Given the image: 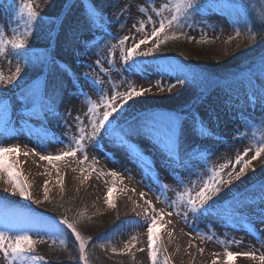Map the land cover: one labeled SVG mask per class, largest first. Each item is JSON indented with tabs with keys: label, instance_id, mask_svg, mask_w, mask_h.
<instances>
[{
	"label": "snow or ice",
	"instance_id": "6c2138e0",
	"mask_svg": "<svg viewBox=\"0 0 264 264\" xmlns=\"http://www.w3.org/2000/svg\"><path fill=\"white\" fill-rule=\"evenodd\" d=\"M50 2V0H48ZM76 0L71 3L66 0V7L71 11ZM264 4V0H261ZM7 4V11L9 16L14 18L16 26L11 29L12 38L6 37L3 27H0V57L7 58L9 51L11 52L12 59L17 61L14 72L5 76L0 71V85H12L15 81L20 83L15 84L12 90L15 97L13 103V95H9L0 91V135L6 134L9 131H15L17 117L26 122L39 120L41 128H46L45 121L50 118H56L60 124L70 130L72 125L68 123L71 117V109L65 111L60 110V104L64 97V90L67 87V81L64 76H67L71 81L75 92L72 93L82 98L88 105L87 111L84 113L88 117V125H85L83 117L76 115L73 119L76 122L77 135L71 136L70 143L67 144V151H61L58 155H41L35 149H31L33 155H38L41 161H47L52 164L54 161L66 160L69 157L75 158L77 153L82 154L83 159L78 161L80 164H85L89 160L88 147L86 141L94 142L93 146L97 150H104V140H107L112 147L121 149L129 158L130 161L138 162V167L141 171V183H144L150 191L156 192V197L171 211L166 214L172 216L173 214L181 216L184 223L192 228V231L201 236L202 239L207 238L212 240L215 238L214 230L207 228L201 230L196 221L204 217L211 216L229 226L243 228L252 233L264 232V227L257 228L259 224L264 226V184L260 185V192L258 195H248L247 190L244 192L236 189L225 200L212 202L213 198L217 196L221 188L225 185H231L233 180H240L246 174V171L252 164V160H257L264 154V135L259 137V141L255 145V152L251 159H245L248 153L252 151L249 147L245 149L243 155L237 153L235 162L229 160L226 163L220 164L218 167L215 165L207 167L206 171L209 173L205 179L203 174H200L202 181L199 189L193 195V190L187 187L182 179H179V173L176 172L177 168H186L193 159L199 158L205 165L211 159L213 154L212 145H203L196 142H189L186 133L190 132L198 140L211 138L213 140H220L219 133H213L208 127L207 120L200 115L194 108L189 110L187 107L182 109L179 113H142L134 118L128 120L124 118V113L120 112L125 105L129 104L134 97H142L145 93L151 92V88L141 87L137 89L134 84L129 82V90L125 92L118 91V85L112 83L113 94L109 96L107 91L102 87L103 81L98 77L92 75L91 71H85L77 74L71 63L68 61H58L55 55L52 54L50 49L45 46L43 50L37 51L35 46L30 47V39L33 34L40 30V26L49 22V17L42 16L37 8L39 4L36 0H0V4ZM83 6L84 11V27L93 33L89 40L81 41L79 37L82 32L77 25L76 28L69 29L70 35L68 43L71 46L82 43L84 46L83 53L80 50L74 49L75 55H84L95 48L100 47V43L109 36L112 39H118V44H113L109 48L108 64L115 68V50H121V59L123 63L122 69H116L123 77L124 73L137 74L146 72L147 68L139 57L151 56L161 45L169 41H177L181 39H194L188 37L187 33L183 31L184 28H196L197 21L195 17H200L199 23L204 24L206 28L211 27L216 30L215 25L208 22V15L214 10L236 11L239 17L242 12L246 10L244 4L239 6L233 5L231 0H167L157 8L154 0H148L151 4V10L159 17V23L152 19L148 14L147 7L138 6L137 10L146 16V20H138L133 24V28L137 32L143 33V38L138 43H134L131 47H126L129 41V36L117 38L111 33L110 29L113 23H118L122 27L126 23L121 17L126 12H129L130 4H126L123 8H119V0H113L112 7L118 8L115 12V18H110L102 7H100L96 0H79ZM255 8V5H252ZM168 13V15H165ZM260 19L261 29L264 30V8H261L257 14ZM67 18L65 14V19ZM53 23L60 21L62 26L63 21L60 16L52 18ZM151 24V32L146 31V25ZM138 25V26H137ZM235 29L236 36L241 35L240 20L237 19L232 23ZM245 30L252 32V24L245 20ZM176 29L178 31H173ZM222 31V29H221ZM48 39L51 40V30L48 32ZM100 36V40H97ZM201 43H209L206 32L201 29ZM134 39V37L132 38ZM252 41L255 43L257 40L256 34L251 36ZM155 41V45L147 51H138L141 45H145ZM11 64V60L8 61ZM23 66L36 72V75L29 78L27 74L22 78L21 73ZM83 67L95 70L101 69L105 75L108 70L103 68V61L97 57L95 64L84 63ZM157 71L161 74L175 75V82L167 86V90L171 91L178 85L183 86L188 84L196 87L199 82L198 74L192 72L187 66H180L173 68L170 65H158ZM81 80L84 83H81ZM245 91L244 100L247 107L251 109L247 114L240 112L238 118L241 120L245 128H256L258 125L264 128V56H260L258 61L254 62L247 70L241 81ZM88 85L99 97V103L91 98L85 85ZM159 85V81L157 82ZM161 91L165 89L160 88ZM204 94L201 92L196 100L203 101ZM119 101V103H117ZM19 105V108H17ZM259 105L262 113L259 120L256 117L255 108ZM131 106V105H129ZM103 109L101 112L100 109ZM120 112L119 116H115ZM211 115V113H209ZM115 116V118H113ZM188 122V123H186ZM90 129V130H89ZM46 135V131L44 133ZM245 135L239 126L233 129V138H240ZM145 137L150 140L162 153L163 166L171 168L174 173V179L183 188V191L176 192V198L169 200L167 192L169 186L163 183L159 172L155 169V162L152 161L148 155L135 143L133 138ZM37 138L42 140L43 136L37 133ZM255 139V136L253 137ZM63 143V141H61ZM42 151H47L46 147H42ZM20 153L18 145L13 147L0 146V181L10 186L5 188L4 191H9L11 195H19L25 200H33L27 179L21 171V164L19 159H11ZM25 156L29 152L23 153ZM105 158H108V153H105ZM94 160L91 168L95 171ZM242 164L239 171L236 170V165ZM231 167V171L227 173V179L224 178L225 170ZM76 169H73L75 171ZM89 171L88 166L81 169V175ZM46 174L47 170H45ZM58 180L61 192L64 191V178L59 175L57 171ZM99 175H110L113 177V186L107 190L106 203L109 207H115L113 203V193L117 191V183L123 184L119 173L110 171L105 174L100 172ZM85 176V179H88ZM49 181L44 183V201L49 198ZM155 184L156 188L153 189L152 185ZM120 191H126L121 188ZM135 191L134 189L132 190ZM143 199L146 193L140 194ZM34 203H42V201H33ZM212 202V203H210ZM144 212L146 217L150 218V223L147 225L148 234V251L151 264H171V258L167 255V249L164 247L163 240L159 235L158 229L164 227L163 221L165 212L163 209L157 211L155 205L150 200H144ZM62 206V205H61ZM183 209V211H181ZM251 209V212H249ZM192 214V221H189L188 214ZM86 214H81L75 220V224L69 222V219L64 218L59 221L52 220L47 226L46 230L41 233L40 228H35L33 233L31 228H24L14 224H5L0 227V254L6 264H44V258L41 256L33 255L36 250L37 243H45L46 239L50 238L53 245L59 243L66 246V241L63 236L66 231L70 230V234L74 237L73 244L78 248V264H94V254L90 250L91 238L84 236L78 231L76 225H79L84 219ZM170 223V221H169ZM63 226V227H62ZM33 234L40 237V239H33ZM169 238L172 233H168ZM218 239V238H217ZM135 240V237H133ZM219 243L225 245L224 240H218ZM233 243H240V241H233ZM264 245V239H261ZM136 245L134 243L127 244L123 252H117L115 248L112 249L113 253L117 255L130 254L132 248ZM191 246V245H190ZM143 251V249H140ZM203 253V249L199 250ZM218 255V254H217ZM224 255L227 257L226 264H232L237 256H243L248 259L259 261V264H264V253L257 255L255 251L247 252H231L225 251ZM134 259V257H133ZM212 264H219L218 259H214Z\"/></svg>",
	"mask_w": 264,
	"mask_h": 264
},
{
	"label": "rangeland",
	"instance_id": "374dc122",
	"mask_svg": "<svg viewBox=\"0 0 264 264\" xmlns=\"http://www.w3.org/2000/svg\"><path fill=\"white\" fill-rule=\"evenodd\" d=\"M109 1L110 5L113 0ZM144 1L148 3V0ZM68 2L71 3L72 0H68ZM166 2L167 0H154V4L157 8ZM218 2H222V0H218ZM231 2L236 6L244 4L247 6L246 10L242 12L239 17L237 16L236 11H231V14H229V11L225 10H214L212 13H209L208 22L215 25L216 30H212L211 27L206 28L204 24L199 23L201 18L195 17L194 19L197 21L198 26L194 29H183L188 37H193L194 39L189 40L185 38L177 41H169L168 43L161 45L160 49L151 56L139 57V59L145 63L146 67L150 64H156L157 66L170 65L173 68L187 66L192 72L198 74L199 82L196 87H192L188 84L183 86L178 85L171 91H168L167 87H163L165 90L161 91L160 84L158 85L155 82H152V78L149 77L147 79L149 83L148 87L157 91L160 96L153 97V93L148 96V93H146L144 96L138 97V99L144 104L142 108L149 107L150 110L152 108L153 111L149 113H179L186 107L189 110L194 108L198 111L200 115L207 120L208 127L211 131L213 133H219L221 137L220 140L217 141L211 138L198 140L194 136V142L213 146L214 151L211 158L213 160L214 158L217 159L216 162H214L216 167L229 160L234 163L237 153L243 155L245 149L249 147L252 148V151L248 153V156L245 157V159H251L254 155L255 145L259 141V137L264 135V128L258 125L256 128L246 129L238 118L240 112L247 114L251 111L244 100L245 89L241 81L246 74V70L254 62L258 61L260 56H264V30L261 29L260 19L257 15L261 8H264V4H262L261 0H231ZM96 3L100 6L102 2L101 0H96ZM253 4L255 5V8L252 7ZM148 5L151 4L148 3ZM73 7L76 8V12L70 14L66 21V24L69 25V29L72 23H76L74 19H81L85 22L82 11L83 6L79 3V0H76ZM101 7L105 12H107L106 10H110V8H104L103 5H101ZM53 12L56 13L57 10ZM226 13L231 18V26L229 25L228 27L222 25V19ZM165 15H168V13H165ZM152 18L157 22L158 27L159 17L153 12ZM237 19L240 20L241 35L239 37L236 36L237 38L235 37V40H231L232 36L236 34L235 29L232 27V23ZM245 20L252 24V28H254L252 32L245 30ZM151 29L152 25L147 24L146 31L150 33ZM201 29L206 32L207 39L210 41L209 43L200 42L202 39ZM173 31L178 30L173 29ZM253 34H256L257 36L255 43L251 39ZM135 35L134 38L140 40L143 38L144 34L138 32ZM78 44L80 45V43ZM154 45L155 41H151L148 44L141 45L138 51H147ZM169 47H171V50H167ZM72 59L75 65L76 63H78V65L81 63H87L88 60L82 58L81 61H79L75 56L72 57ZM61 60L69 62L68 59L62 58ZM206 62H209L210 64L212 62L214 68L209 69ZM165 77L169 79V81H173H170L171 83L175 82V76L171 77L165 74ZM169 84L170 83H168V85ZM125 90H127L126 87H121L118 91L124 92ZM201 92L205 97L202 102L195 99L200 96ZM63 105H60L62 108L61 111L66 110V106ZM86 111L87 107L81 106L79 113L71 111L70 118L73 119L76 115H80L83 117L86 125L88 122V119L84 117ZM139 111H143V109H140ZM133 112L134 111L127 113L124 118L131 120L132 118L137 117L138 115ZM209 113H211V115H209ZM255 113L258 120L262 118V110L259 105L256 106ZM37 121L39 120L24 121L25 124L23 125L30 133L32 130L34 131L35 128H38V126H35ZM74 123L75 126L70 130L65 129L64 127L62 129L57 128L60 123L56 126H52L50 133L51 136L48 137L51 139L56 137L57 139L54 138L56 142L62 145V147H65L70 141L69 138L78 134L76 122ZM237 126H239L240 130L244 132L245 135L234 139L233 129ZM56 132L59 137L56 136ZM254 136L255 139H253ZM138 139H140V141H138ZM141 139L143 140L142 142ZM46 140V138L43 139L45 143H47ZM145 140H148V138L140 137L134 139L135 143H137L144 152L149 151L148 157L155 162V169L158 171V166L161 163H158L157 158L153 157L156 156V154L151 152L154 151L153 148H155V146L150 141H148L150 145L147 146L144 143ZM61 141H63V143H61ZM3 142V139H1L0 143ZM103 143V151L95 150L96 158L98 160V163H95V170L108 173L110 171H116L119 175L130 176L131 170L128 169L129 167L127 168V164L124 165V161H119L115 158V148L117 147H110L109 142L106 140H104ZM105 153H108V158H105ZM129 162L138 164V162L135 161L129 160ZM190 164H193L194 166L197 164L199 170L194 172L190 170L189 167H186L177 168L176 172L179 173V179H182L187 187L192 185V178L197 179L196 182L194 181L195 190L193 191V194L195 195V192L199 189L202 183L200 174H203V177L206 179L209 173L206 170L204 171L203 168L205 167V164L199 158L193 159L188 165ZM240 167H242V164L236 165V170L239 171ZM229 171H231V167L225 170V179H227V173ZM28 175H30V173H26L24 177L27 179L29 185H31L30 191L33 200H25L18 194L13 196L11 195L10 190L4 191L5 188H2L0 184V192L5 195L7 199L15 202L16 207L14 208V211L20 215L19 217L23 221L24 228H31L34 233L35 228L38 227L41 229V233H43L53 219L59 221L60 219L67 218L69 219V222L75 224L76 218L83 213L86 214V216L82 219V222L79 225H76L78 231H80L82 235L90 237L91 242L98 238L97 242L102 250L101 253L109 260V262L117 263L127 261L125 264H151L147 234V225L150 223V218L144 217V219H139L140 217H136L138 216L136 207L129 203L128 205L125 203L122 204V202L119 201L117 192L116 196L113 194V203L115 204V207L108 206L106 203L107 191L102 190L99 187L97 188V186L91 185L92 187L88 186L89 188L85 187V189H83L82 185L78 188L74 184H69L66 181L67 183L64 182V191L61 192L60 185L57 183L58 176L50 171V175L47 174L46 176L48 178L46 181H49V198L47 201H44L45 181L41 182L35 180L34 182L31 178V174L30 178L33 182H30ZM245 175V178L250 180L249 183L258 186L256 190H258L257 192H260V185L264 184V154H262L259 159L252 160V164L246 171ZM131 178L133 177L131 176ZM161 178L164 182L167 181L164 174ZM175 183V185L181 187L177 182V179H175ZM143 184L144 183H142V185ZM235 186L239 188L238 191H241L242 187H244L243 185H238L236 180H233L231 185L225 184L221 188L220 193L213 198L212 202L225 200L232 193L229 187L236 188ZM116 187L118 190L122 188L118 183ZM152 187L155 189L156 185H152ZM172 192L173 189L169 187V191L167 192L169 200L174 199L171 195ZM141 193H146L144 198L150 200L157 210L165 209L166 211H171V209L167 208L164 203L157 199L155 191H150L148 189L146 191L138 192L136 198L138 201L143 202L140 200L139 196ZM33 201H42V203H34ZM181 211H183V209H181ZM249 212H251V209H249ZM188 219L189 221H192L193 218L191 213L188 214ZM163 224L164 227L159 228L158 232L163 240L164 247L167 249V255L171 258V264H208L212 263L214 259H218L219 264H226L227 257L224 255L226 250L234 253L255 251L257 255L264 253L263 245L259 243L258 245L249 244L242 241L240 239V234L229 233L228 230L234 226L226 225L211 216L196 221V224L201 230H206L207 228L213 229L215 238L212 240L207 238L202 239L200 235L192 231V228L189 227V225L184 223L181 216L175 214L172 216L166 214L164 216ZM258 226L261 225L257 224L256 227ZM172 230L175 232H173L172 237L169 238L168 233H172ZM235 230H238L242 234L247 233L254 237L253 240L258 241L257 237L254 236L256 233L250 234L248 231L239 227H235ZM68 232H70V230L66 231L63 236V239L66 241V246L61 245L58 238V244L56 243L54 245L57 249L53 247L55 252L54 255L57 258H61V260L65 259V255H63L65 252L62 253L61 256L59 250L67 247L69 243ZM261 233L264 235L263 232ZM133 237H135V240H133ZM33 239H40V237L33 234ZM183 239L190 241L191 246H187L183 249V246H181L179 242ZM218 240L226 241L227 248L225 245L219 243ZM233 241H240V243H233ZM131 243H134L136 246L132 248L130 254L117 255L112 251V249L115 248L117 252H123L125 246ZM57 245L59 246V249ZM52 246V240L48 238L45 243H37L36 250L32 254L43 257L44 264H53L48 256L50 247ZM201 248L204 250L202 254L199 251ZM140 249H143V251H140ZM195 249L198 250L196 251ZM205 252H209L210 255L204 257L206 256ZM243 258V256H237L232 264H239V260L241 261ZM62 264L73 263L65 262Z\"/></svg>",
	"mask_w": 264,
	"mask_h": 264
},
{
	"label": "bare ground",
	"instance_id": "6f19581e",
	"mask_svg": "<svg viewBox=\"0 0 264 264\" xmlns=\"http://www.w3.org/2000/svg\"><path fill=\"white\" fill-rule=\"evenodd\" d=\"M17 2L19 3V0H17ZM36 2L39 4L37 11H39L42 16L49 17V22L47 24L41 25L40 30L33 34L32 38L30 39L29 46L30 47L35 46L37 51L43 50V48L47 46L52 52V54L55 55L58 61H62L61 60L62 58L68 59L69 63H71L72 66L74 65L73 68L77 72V74L81 72H85V71H91L93 76L98 77L99 79L103 81L102 87L107 91V94L109 96L113 94L112 83H116L118 85L117 90H119L121 87L123 88L126 87L127 90L125 91H128L129 82L134 84L137 89L144 87V86L145 88H150L148 87L149 83L147 80L149 77L152 78V82H155L156 84L159 81L160 87H167L168 83L173 82L171 80L170 82L169 79L165 77V74H161L157 71L156 64H150L149 66H147L146 67L147 70L144 73H137V74L124 73L122 77L121 74L118 73L116 70V69L123 68V63L121 59V50L119 48L115 50L116 67L112 68L108 64L109 48L111 45L118 44L119 42L118 39H112L110 36L102 40L100 43V47L95 48L92 51H90L87 54V56L73 54V50L77 48L80 50L81 53H83L84 51V46L82 43H80V45L77 43L70 47L69 43L67 42L70 33H69V25L66 24L67 18L65 19V14L67 17L70 14H74L76 12V8L74 7L71 8V11L69 12L68 8L66 7V0H50V2H48V0H36ZM101 2L102 3L100 4V7L101 5H103L104 8H110V10H106L107 11L106 13L109 14L110 18L114 19L115 18L114 14L116 11H118V8L114 9L112 7L113 2H111V4L109 5L110 3L109 0H101ZM126 4H130L129 12H126L124 16L121 17L122 20L126 18V23L124 24L123 27L118 23H113L110 31L117 38L129 36L130 39L126 44V47H131L133 46L134 43L139 42V40L136 38L132 39L133 37L136 36L135 34L138 33L137 31L134 30L135 28H133V24L136 23V21L141 20V19L146 20V16L141 14L137 10V7L138 6L147 7L149 9L148 14L151 16L153 12L151 10V5H148V3L144 0H119L118 7L123 8ZM55 10H57L56 13L53 12ZM83 15H84V11H83ZM56 16L61 17V20L63 21L62 26L60 25V21H56L55 23H53L52 18ZM74 20L76 21V23L74 22L70 26L71 28H76L77 25H79L81 32H82L79 39L81 41L91 39L93 36V33L88 31L84 27L85 22L82 21L81 19H74ZM222 25L224 27H228L229 25L231 26V18L229 17L227 13L224 14V17L222 19ZM15 26H16V21L14 20V18L9 16V13L7 11V4L6 3L0 4V27H3L6 37L8 39L12 38L11 29ZM49 30H51V35L53 37L51 40L48 39V35H47ZM235 37H236V34L232 36L231 40L232 39L235 40ZM100 39H101L100 36H97V40H100ZM74 56L76 59H79V61H81L82 58L88 59L87 64H93V65L95 64V60L97 59V57L101 58L103 61V68L108 70V74L105 75V73L99 68H95V70L87 69L83 67L84 63L83 64L81 63L80 65L76 63L75 65L72 59V57ZM9 60H11V64H9L8 62ZM16 64H17V61L15 59H12L10 51H9L7 58L0 57V71H2L5 76L10 75L11 72H14ZM25 74H27V76L31 78L36 75V72L28 69L26 66H23L21 77L23 78ZM166 75L171 76V77L175 76L174 74L173 75L166 74ZM64 79L65 81H67V87L64 90V97L60 105L64 104L63 106H66L65 107L66 109H71V111H74V113L75 112L79 113L81 106L88 107V105L82 100V98L78 97L77 95L72 94L75 92V90L72 87L73 85L71 81L68 79L67 76H64ZM18 83H20V81H15L14 84L12 85H7V84L0 85V91H3L4 93H7L9 95H13L12 90L15 88V84H18ZM81 83H84L83 80H81ZM85 91L88 92V94L91 96L93 100L99 103V97L88 85H85ZM147 93H148V96L149 94H152V93L154 94L153 97L160 96V94L154 89H152L150 93L149 92ZM13 103H15L14 95H13ZM117 103H119V101H117ZM143 105L144 104L138 99V97H134L131 101H129V104L125 105L124 108L120 110V112H123L125 116L127 113L132 112V111H134L133 113L136 115H140L146 112L149 113L153 111L152 108L150 110L149 107L142 108ZM17 108H19V105H17ZM140 109H143V111H139ZM60 110H62L61 106H60ZM100 111L102 112L103 109L101 108ZM120 112L116 113L115 116H119ZM115 116L113 118H115ZM84 117L88 119L87 116L84 115ZM131 120H134V118H132ZM74 122L75 121L72 118L68 119V123L72 125V127L75 126ZM59 123L60 122L56 118H50L47 120V122L45 121L46 128L42 129L41 122L37 121L35 126H38V128H35L34 131L32 130L29 133L28 129H25L23 125L25 124L24 120H21L17 117L15 131H9L6 134L0 135V141L1 139H3L4 141L3 143H0V146L13 147V146L18 145L20 147V153L17 156L11 157V159H19L20 164H21V171L23 175H26V173L27 174L30 173V175L32 174L31 178L34 180V182L35 180H38L41 182L48 180V178L46 177L47 174L45 170H47V173H50V171H52V173H54L55 175H57V171L59 170V175L64 178L65 183L68 182L69 184H74L78 188H80V185H82L83 189H85V187L87 188L92 187L91 185H93V186H97V188L99 187L100 189L107 191L110 187L113 186L112 185L113 177H111L110 175L101 176L99 175L101 171H96V170L93 171L91 168L92 162L94 160H97L96 152H95V150L97 149H94V146H93L94 142H88V141L85 142L86 146L88 147V156H89V160L85 164L78 163V161L83 159V156L80 153H77V156L75 158L69 157L66 160L54 161L52 164H49L47 161H41L38 155L32 154V152L30 151L31 149H35V151L39 152L41 155H48V154L58 155L61 151L68 150L67 146L62 147V145L56 142V140L54 139L56 137H54L53 139L48 137V136H51L50 135L51 127L56 126ZM86 125H88V122ZM57 128L62 129L63 126L60 124ZM45 131H46V135H44ZM37 133H40L43 136V139L46 138L47 143H45L43 139L42 140L38 139ZM186 135L188 136L189 142H194V136L191 135L190 132L186 133ZM56 136L59 137L57 135V132H56ZM138 141H140V139H138ZM142 141L143 140L141 139V142ZM148 141L150 140L148 139L144 141V143L147 146L150 145ZM69 143L70 141L68 142V144ZM42 147H46L47 151H42ZM153 150L154 151H151V152L156 154V156H153V157H156L157 162L161 163L158 166V172L161 176L164 174L165 177L167 178L166 182H164L163 179L162 181L163 183L167 184L169 187L173 189V192L171 193V195L175 199L176 192L183 191V189L180 186L175 185L176 183H175V179L173 178L174 177L173 170L171 168H165L163 166V163H162L163 156L161 155V152H159V149L155 146ZM24 152H29V155L25 156L23 154ZM145 153L148 155L149 151ZM115 158L119 161L120 160L124 161L125 163L123 162V164L124 165L127 164V168L129 167L128 169L131 171H130V176L119 175L120 178L123 180V184H119V183L118 184L121 185L122 188L125 189L126 191H120L117 189V191H115L113 194L116 196V192H117L119 201L122 202V204L123 203L127 205L128 203L133 204L137 210L138 216L136 217H140L139 219H144V217H146L145 212H144V208L146 206L143 202L146 198L142 199L140 194H139L140 200H142L143 202L138 201L136 198V195L138 192L148 190V188L145 187L144 184L142 185V183H140V180H141L140 167L137 166L138 165L137 163L133 164L129 162V158L127 157V155L119 148H115ZM216 160L217 159L215 158L214 160L211 158L207 162V165H205V167L203 168L204 171L206 170L207 167L213 166ZM127 162L129 163V165ZM86 166H88L89 171L86 172L84 175H81V169ZM187 167H189V169L194 172H197L199 170L197 164L195 166L193 164H190ZM73 169H76V170L73 171ZM103 173L107 174L108 172H103ZM30 175H28L29 178H30ZM85 176H88L89 178L85 179ZM131 176L133 178H131ZM245 176L246 175L241 177L240 180H236L238 185L244 186L242 187L241 191L244 192L245 190H247L248 195H258L259 192H257L258 190H256L258 186L255 184L249 183L250 180L246 179ZM31 178H30V182H33ZM196 180H197L196 178L194 179L192 178L191 180L192 185L189 187L193 191L195 190L194 181L196 182ZM0 184L2 188H8V187L10 188V186L6 185L3 181H0ZM235 187L236 188L234 187L232 188L239 190L237 186ZM229 188H230V191L233 190L231 187ZM133 189L135 190L134 192L132 191ZM15 207H16L15 202L7 199L6 196L0 192V227H3L5 224H14L20 227L24 226L23 221L19 217L20 215L18 213H15L14 211ZM163 210L166 215L168 211H166L165 209ZM257 228H261V226H258ZM228 231L229 233L240 234L241 235L240 239L249 244L258 245L259 243L262 245L261 239H264V235L262 233H258V234L256 233L254 236L257 237L258 241H255L253 240L254 237L250 236L249 234L247 233L242 234L238 230H235V226L231 227ZM173 232L175 231L172 230V234ZM179 242H180V245L183 246V249H185V247L187 246H190V241H186L183 239L182 241H179ZM262 247L264 249V245ZM195 250L197 251L198 249H195ZM205 253H206V256L204 257H207V255H210L209 252H205ZM0 264H6V261L3 259L2 254H0ZM208 264H212V263H208ZM239 264H259V261H254V260L244 257L241 261L239 260Z\"/></svg>",
	"mask_w": 264,
	"mask_h": 264
},
{
	"label": "trees",
	"instance_id": "16d2710c",
	"mask_svg": "<svg viewBox=\"0 0 264 264\" xmlns=\"http://www.w3.org/2000/svg\"><path fill=\"white\" fill-rule=\"evenodd\" d=\"M254 25V24H253ZM254 27V26H253ZM254 30V28H253ZM170 49L171 47L167 48V50ZM206 65L209 67V69L214 68L213 67V63L211 62V64L208 62H206ZM74 241V237L71 236L70 232H68V245L65 249H60L59 250V254L62 256V253L65 252V259L61 260V258H57L54 254V245L52 247H50L49 250V258L52 261L53 264H62L65 262H69V263H73V264H78V248L74 246L73 244ZM98 238L93 240L90 244V250L93 252L94 254V264H125V262L127 261H123V262H109V260L107 258H105L103 256V254L101 253V248L100 245L98 244ZM58 244V243H57ZM58 246V245H57ZM56 248V247H55ZM57 249V248H56ZM59 249V246H58ZM63 250V251H61ZM49 264V263H47Z\"/></svg>",
	"mask_w": 264,
	"mask_h": 264
}]
</instances>
